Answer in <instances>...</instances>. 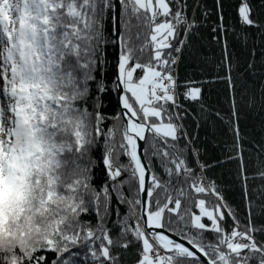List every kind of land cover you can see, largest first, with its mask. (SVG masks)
<instances>
[{
  "label": "snow or ice",
  "instance_id": "1",
  "mask_svg": "<svg viewBox=\"0 0 264 264\" xmlns=\"http://www.w3.org/2000/svg\"><path fill=\"white\" fill-rule=\"evenodd\" d=\"M215 3L218 23L211 31L219 33L212 37L219 44L229 29L222 0ZM187 8V0H0V264H76L73 248L86 249L91 264H122L118 250L130 246L134 264H264V239L257 238L264 226L253 221L264 213V186L249 190L250 180H264V168L246 172L226 39L213 79L227 84L232 118L215 115L234 136L225 159L239 161L247 223L206 177L213 165L200 160L184 124L191 116L198 130L209 116L201 102L204 82H181L176 74L194 29L211 14L203 9L198 23ZM110 11L114 39L105 34ZM237 11L242 26L264 33L249 0ZM109 44L117 48L112 81L104 78ZM113 93L119 111L105 131V97ZM254 103L249 97V106ZM101 138L107 182L97 191L89 152ZM67 153L74 154L70 170ZM113 194L128 209L123 216L116 209L115 240L106 227ZM90 211L99 219L95 226L79 219ZM21 222L27 231L10 230ZM33 229L34 243L25 240Z\"/></svg>",
  "mask_w": 264,
  "mask_h": 264
},
{
  "label": "trees",
  "instance_id": "2",
  "mask_svg": "<svg viewBox=\"0 0 264 264\" xmlns=\"http://www.w3.org/2000/svg\"><path fill=\"white\" fill-rule=\"evenodd\" d=\"M253 6V18L264 23V7H261V0H249ZM188 8L187 16L194 18L198 23L203 20V9H210L211 14L207 20L200 23V26L194 29L197 35L191 37V48H186L184 54L177 66L176 74L179 81L195 80L202 81L201 102L208 109V119L202 120L200 128L197 130L191 116L184 120L187 131L196 137L194 145L200 149V160L213 165L207 168L205 175L210 181H214L218 189L222 192L227 203L235 209L242 222L247 223L246 210L241 189V181L237 178L239 172V161L226 160L225 145L233 144L234 136L229 131L228 125L215 115L220 112L224 117L232 118L230 107V99L228 87L225 82L214 80L218 74L217 65L223 60V41L226 39L228 44L229 55L233 64V79L237 84L236 102L238 123L241 136V144L244 152V162L246 172L249 176L257 173L261 168H264V102L261 101V89L264 87V33L252 27L242 26L239 22L238 7L241 0H222L224 24L229 31L221 36V41L218 44L212 39L214 34L211 29L215 23H218L217 10L215 0H187ZM202 6V7H198ZM234 29V31H233ZM247 34L248 39L245 41L242 36L238 38V34ZM105 34L110 39L113 36L112 11L108 13L105 22ZM106 60L108 61L104 78L108 81L113 80V71L115 65L114 45L109 44L105 48ZM249 64L252 65L249 68ZM223 75V70L219 72ZM101 74L98 72L97 76ZM201 86V85H197ZM94 87V86H93ZM112 87V84H109ZM249 97L254 98L255 103L249 106ZM108 101L104 108V113L108 117L102 128L106 131L114 123L113 117L117 115L118 109L115 102V93L112 97H105ZM181 103L185 104L192 112H197L198 107L190 101L184 100L181 96ZM182 146L185 141L179 142ZM104 152V142L101 138L98 143L92 147L89 156L93 159L92 168V187L99 191L107 182L106 172L102 166V155ZM189 164L196 167V162L191 152L186 153ZM65 158L68 160L69 170L74 165L71 164L74 154L67 153ZM121 160L126 158L121 157ZM158 172L161 170L157 167ZM199 171V169H196ZM264 186V180L255 179L249 181V190L259 189ZM206 200H215L212 196H205ZM259 203V201H257ZM119 207V212L123 216L127 213L126 205H118L115 195L112 200V214L106 220V227L110 230L111 238L117 239L120 235L118 226H114L116 221V209ZM79 219L82 223L95 226L99 223V219L94 211L82 214ZM254 223L259 226H264V213L253 217ZM208 223L207 220H204ZM232 224L230 218L224 222L227 229ZM206 237L211 239L213 234L210 232L204 233ZM258 239H264V235L257 233ZM74 253H78L74 257L76 264H91L90 258L86 249L73 248ZM122 253V264H134L137 258L135 247L127 250L119 249ZM66 256L68 254H65ZM49 260L54 259L55 253H48ZM252 264H256L253 261Z\"/></svg>",
  "mask_w": 264,
  "mask_h": 264
},
{
  "label": "clouds",
  "instance_id": "3",
  "mask_svg": "<svg viewBox=\"0 0 264 264\" xmlns=\"http://www.w3.org/2000/svg\"><path fill=\"white\" fill-rule=\"evenodd\" d=\"M9 227H10V230L12 232L17 233V234H18V232L21 229H23L24 231H27L28 230L27 225L24 222H21L19 228L17 227L16 224H11ZM18 240H19V237L17 236V244H18ZM25 240L26 241H31L32 243L35 242V230L34 229H33L32 236L31 237H25ZM6 243H7V241H6Z\"/></svg>",
  "mask_w": 264,
  "mask_h": 264
},
{
  "label": "water",
  "instance_id": "4",
  "mask_svg": "<svg viewBox=\"0 0 264 264\" xmlns=\"http://www.w3.org/2000/svg\"><path fill=\"white\" fill-rule=\"evenodd\" d=\"M117 2V0H113V3H116ZM114 11V10H113ZM114 55L116 56L117 55V48L115 47V45H114ZM115 63H116V61H115ZM159 231V230H158ZM194 251V250H193ZM205 264H206V262H205Z\"/></svg>",
  "mask_w": 264,
  "mask_h": 264
},
{
  "label": "rangeland",
  "instance_id": "5",
  "mask_svg": "<svg viewBox=\"0 0 264 264\" xmlns=\"http://www.w3.org/2000/svg\"><path fill=\"white\" fill-rule=\"evenodd\" d=\"M206 220V219H205Z\"/></svg>",
  "mask_w": 264,
  "mask_h": 264
}]
</instances>
